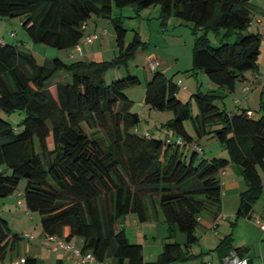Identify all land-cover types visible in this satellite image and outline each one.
I'll return each instance as SVG.
<instances>
[{
  "label": "trees",
  "instance_id": "trees-1",
  "mask_svg": "<svg viewBox=\"0 0 264 264\" xmlns=\"http://www.w3.org/2000/svg\"><path fill=\"white\" fill-rule=\"evenodd\" d=\"M152 6H159L161 25L175 17L178 25L189 26L194 35L192 71L201 70L219 87L234 91L245 71L258 69L262 35L247 32L252 0H0V16L23 17L33 42L60 49H74L93 35H85L92 14L113 21L118 49L113 60L67 62L55 57L40 64L19 44L0 42V197L13 194L24 178L26 206L39 213L42 229L67 242L82 239V251L92 252L99 262L153 263L145 261L143 245L131 242L124 227H117L129 214L147 221V200L158 204L172 230L186 235L184 243L164 242L156 263L170 264L193 255L200 214L221 203L220 173L228 165L238 166L246 184L237 217H251L264 189V114L220 108L217 90L193 93V113L189 101L177 95L182 81L158 66L149 69L144 102L152 110L173 111L163 126L175 134L158 138L139 129L140 114L125 92L140 78L128 73L107 81L109 70L127 66L145 45L138 32L126 43L127 29L122 16H112L114 9L131 7L139 14ZM61 70L71 79L51 83ZM260 104L264 108L262 96ZM16 111L24 117L14 126L2 114ZM206 135L218 138L229 156L203 157L198 139ZM24 238L0 215L2 262L24 255L25 264H36L37 257L15 252ZM241 248L229 236L222 238V262L231 250L239 254Z\"/></svg>",
  "mask_w": 264,
  "mask_h": 264
},
{
  "label": "rangeland",
  "instance_id": "rangeland-1",
  "mask_svg": "<svg viewBox=\"0 0 264 264\" xmlns=\"http://www.w3.org/2000/svg\"><path fill=\"white\" fill-rule=\"evenodd\" d=\"M117 15L122 16L123 24L127 29L125 39L127 44L133 40L135 33L138 32L144 41L145 45L143 50L146 54L162 52L163 59L167 60V64L165 65L166 75L173 76L175 80L182 81L177 95L183 102L189 101L193 113L197 112V103L193 93L198 90L203 92L217 90L222 97L217 98L215 104L220 108L231 112H238L242 105L244 108L252 109L256 116L264 114V108H261L260 104L261 96L264 101V80L258 79L257 76L261 74L256 73L264 70V37L261 40V54L258 60L261 69L245 71L247 80L237 81L236 90L228 91L210 80L205 72L191 70L192 59L189 50L193 46L194 35L189 26L184 24L178 25L179 20L175 17H170L165 25H161L162 23L158 16L159 6L146 8L141 10L139 14L131 7L114 9L112 16ZM22 21L23 17L20 16H0V39L9 43L19 44L20 48L33 53L40 64L55 57L62 58L67 62L75 60H113L118 53L115 30L111 17L97 14L90 16L87 21L88 26L85 29V35L96 32L97 36L90 43L82 42L81 49H60L46 43L33 42L26 29L22 26ZM247 32L257 31L254 25H250ZM209 36L212 42H217L214 33H210ZM135 60L136 57L127 66L109 70L106 76L107 81L110 82L113 79L122 78L128 73L137 75L141 82L129 86L125 92L133 101V110L140 114L139 129L141 131H147L151 136L158 138H165V133H170L172 137L175 136L172 130L163 126L167 120L173 117V111L171 109L163 111L152 110L144 102L146 82L150 76V71L144 69L140 62L135 63ZM171 63L173 66L170 67ZM160 68L164 70L163 67L160 66ZM70 79V73L61 70L51 79V83ZM245 87H247V91H244ZM2 115L14 126H17L24 117V114L20 111H16L10 115ZM185 126L193 136L196 135L189 121L185 122ZM198 140L205 152L203 157L211 159L213 157L229 156L228 150L215 136L206 135L200 137ZM191 153L192 151L189 152V155ZM227 168L228 166L225 169ZM261 174L264 178V172H261ZM220 177L223 195L225 192L223 182L226 176L220 173ZM25 186L26 180L22 178L13 194L7 197H0V215L9 222H12L10 224L14 230L20 233H31L35 237L34 240H29L28 238L21 240L15 247L16 253L19 252L21 255L28 253L35 257H47L49 260H47L46 264H56L52 254H50L51 252L47 249L48 245L43 242L40 243L38 240L42 230L40 215L38 212L28 210L24 200ZM245 188L246 184L242 190L238 188L239 199L240 193ZM19 192L21 193L19 194ZM228 206L232 209L233 214L224 217L222 215L220 217L216 215L215 212L219 209L218 205H212L205 209L200 214V221L196 227L199 241L191 247L193 255L175 260L170 264H222L218 244L225 236H229L234 246H242L245 254L253 257L256 264H264L262 261V257H264V231L256 223L258 219L264 220V189L254 203L250 218L236 216L238 205L229 203ZM135 216V214L127 215L121 223L117 224V227L120 225L124 227L131 242L141 243L143 245L146 262L151 261L154 264H158L156 263V258L162 250L164 242L176 240L184 243L186 240V235L178 228L172 230L167 223L160 220L149 222L148 224H139L133 220ZM201 218L203 219L201 220ZM210 219L213 220L210 222ZM219 221H221L220 224L216 226L215 224ZM209 222L212 227L208 226ZM214 225L216 227H213ZM71 244L76 245V241L73 240ZM261 251L263 253H260ZM0 264H3L1 260ZM63 264H72V261H67Z\"/></svg>",
  "mask_w": 264,
  "mask_h": 264
},
{
  "label": "crops",
  "instance_id": "crops-1",
  "mask_svg": "<svg viewBox=\"0 0 264 264\" xmlns=\"http://www.w3.org/2000/svg\"><path fill=\"white\" fill-rule=\"evenodd\" d=\"M252 2H253V7H254V13H253V18H252L251 25H254L255 26V30L257 32H259L262 35V37H264V0H252ZM189 52H191V49L189 50ZM153 58H157V59L160 60V62H161L160 66L163 67L164 71H165L166 70L165 69V65L167 64V60L163 59L162 52L146 54L144 50H139L137 52V54H136L135 63L140 62L141 66L144 69L149 70L150 69L149 68V62ZM171 66H173L172 63L170 65V67ZM260 69L261 68L259 66L258 70H260ZM256 73H260L261 74V75H258L259 77L257 76L258 79L264 80V70H262V71L260 70V71H258ZM245 80H247L246 76H245V79L242 80V81H245ZM246 89H247V87L244 88V91H247ZM235 90H236V87H235ZM240 107H242V105ZM165 134L167 136H171L170 133H165ZM204 154H205V152H204ZM221 174L223 176H226V179L223 182V186L225 187V192L222 195L221 203L218 205L219 209H217V211L215 213L219 217L221 215H222V217H224V216H229V215L233 214L232 209L228 206L229 203H233L236 206L239 205V200L240 199H239V194H238L237 190H238V188H239V190H242L245 187V182H244V179L241 178L242 174H241L238 166L235 163H231L230 165H228V168L223 170L221 172ZM262 178H263V176H262ZM263 182H264V178H263ZM20 193L21 192H19V194ZM147 207H148V220L145 221V222H142V221L139 220L138 216L136 215L135 218H133V220H135V222H137L139 224H144V223L148 224L149 222H156L157 220H160V221L164 222V215H163V213H161L162 211L159 208L157 203H156V206L154 207L152 205V203L149 200H147ZM202 219L203 218H201V220ZM211 220H213V219H210V222H211ZM210 222L208 223L209 224L208 226L212 227ZM220 222L221 221H219L215 225L217 226L218 224H220ZM10 223L12 224V222H10ZM44 232L45 231L42 229L41 232H40V236L38 237V240H39L40 243L42 242V237H43ZM34 239H35V237H34ZM75 241H76V245L77 244H79V246L81 245V241L79 239H75ZM235 246H239V245H235ZM47 249H48L49 252H51L50 254H52L53 259L55 260L56 264H63L64 262H67V261H72V264H74V260L71 258L69 251H66L64 249H59L57 251H53V250H51V248H49V246H47ZM35 250L37 251V249H35ZM260 253H263V251H261ZM239 254L241 256H243V257L248 258L249 261H253L254 262L253 257L248 256L247 254H245L244 248H241ZM47 260H49L47 257L46 258L45 257H37L36 264H46ZM262 261L264 263L263 257H262ZM149 262H151V261H149ZM221 262H222V259H221ZM104 263L105 264H112L110 259H107ZM3 264H5V263L3 262ZM222 264H223V262H222Z\"/></svg>",
  "mask_w": 264,
  "mask_h": 264
},
{
  "label": "built area",
  "instance_id": "built-area-1",
  "mask_svg": "<svg viewBox=\"0 0 264 264\" xmlns=\"http://www.w3.org/2000/svg\"><path fill=\"white\" fill-rule=\"evenodd\" d=\"M96 36H97L96 34L89 35L85 38L83 42L90 43L94 41ZM2 41L3 40L0 39V42ZM81 45L82 44L77 45L76 48L81 49ZM160 64L161 63L159 59L153 58L149 63V66H150L149 68L152 69V68L158 67L160 66ZM247 113L249 115L254 114L252 110H248ZM194 147L198 152L203 153V149L199 144H195ZM256 223L264 231V220L258 219ZM24 236L28 238L29 240L34 239V236L31 233H24ZM79 240L82 242V239H79ZM42 242L46 243L53 251H57L59 249H64L66 251H69L71 258L74 260V264H105L104 263L105 261L99 262L92 252L82 251L81 246L72 245L70 242L63 240L62 238H60L59 236L55 234L44 232L43 237H42ZM25 262H26V257L22 255L6 264H25ZM149 264H153V263H149ZM223 264H249V260L246 257L240 256L235 250H231L229 254H227L223 258Z\"/></svg>",
  "mask_w": 264,
  "mask_h": 264
}]
</instances>
